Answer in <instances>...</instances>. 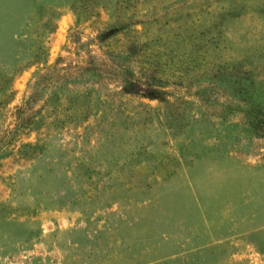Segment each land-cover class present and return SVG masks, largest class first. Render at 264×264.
Here are the masks:
<instances>
[{"label":"rangeland","instance_id":"obj_1","mask_svg":"<svg viewBox=\"0 0 264 264\" xmlns=\"http://www.w3.org/2000/svg\"><path fill=\"white\" fill-rule=\"evenodd\" d=\"M264 0H0V264H264Z\"/></svg>","mask_w":264,"mask_h":264},{"label":"trees","instance_id":"obj_2","mask_svg":"<svg viewBox=\"0 0 264 264\" xmlns=\"http://www.w3.org/2000/svg\"><path fill=\"white\" fill-rule=\"evenodd\" d=\"M263 122L264 118L261 116H254L252 119H250V123L258 127H262Z\"/></svg>","mask_w":264,"mask_h":264}]
</instances>
